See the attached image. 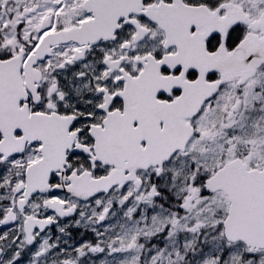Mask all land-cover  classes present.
I'll return each instance as SVG.
<instances>
[{"label":"snow or ice","instance_id":"6c2138e0","mask_svg":"<svg viewBox=\"0 0 264 264\" xmlns=\"http://www.w3.org/2000/svg\"><path fill=\"white\" fill-rule=\"evenodd\" d=\"M0 264H264V0H0Z\"/></svg>","mask_w":264,"mask_h":264}]
</instances>
